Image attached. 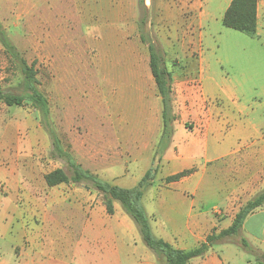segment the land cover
<instances>
[{"label": "rangeland", "instance_id": "374dc122", "mask_svg": "<svg viewBox=\"0 0 264 264\" xmlns=\"http://www.w3.org/2000/svg\"><path fill=\"white\" fill-rule=\"evenodd\" d=\"M134 1L130 22L125 19L119 24L115 19V27L105 31L115 40L98 42L83 40L90 37L94 25L89 19H80L75 4L69 0H0V22L21 56L29 64L35 63L38 88L49 101L53 127L63 147L99 180L120 187L137 185L152 156L145 152L153 150L160 134V97L151 80L149 52L139 39L140 30L152 39L170 40L165 46V66L172 69L177 56L184 65L180 43L187 15L180 11L179 21L162 30L156 10H143L138 0ZM228 2L206 0L193 14L195 20L190 29L195 52L189 67L196 68L198 56L201 57L204 74L218 86H231L238 96L237 105L246 109L264 133V17L259 21L256 37L250 38L223 26ZM0 47V86L19 93L20 69L1 44ZM58 168L71 174L64 161L51 157V143L38 113L28 103L22 107L0 103V258L17 257L27 245L26 239L21 238V226L15 222L25 223L28 219L3 218L6 212L26 210L25 204L17 201L19 190L54 195L94 194L96 201L103 204L102 195L92 188L72 183L45 188L44 175ZM156 180L143 193L144 210L154 194L152 187L158 191L164 188ZM13 182L21 188L12 186ZM132 224L138 247L153 254L142 242L133 221ZM45 243L57 250L59 239L51 236ZM218 243L240 241L238 236H232ZM141 249L134 256H142ZM243 258L253 259L249 254ZM156 260L164 263L163 259Z\"/></svg>", "mask_w": 264, "mask_h": 264}, {"label": "crops", "instance_id": "0c3cea01", "mask_svg": "<svg viewBox=\"0 0 264 264\" xmlns=\"http://www.w3.org/2000/svg\"><path fill=\"white\" fill-rule=\"evenodd\" d=\"M69 1L75 4L80 19H89L94 25L90 37L83 40L98 42L115 40L105 31L115 27V19L119 24L125 19L129 23L135 3L134 0ZM204 1L137 2L143 10H156L162 30L163 26L179 21L180 11L187 15L183 19L185 29L180 43L184 65L181 66L177 56L174 59L177 64H172V69L166 66L173 99V134L154 180L158 178L164 188L158 191L152 187L154 194L145 210L153 235L183 251L198 247L213 231L218 233L227 229L239 209L264 190L262 128L249 118L245 108L237 105L238 96L231 86H218L204 74L200 67L201 57L198 56L196 68L189 67V63L194 62L195 52L193 14ZM189 14H192L191 18ZM256 15L258 26L264 17V0H257ZM140 31L139 39L146 44L148 52L149 45H153L164 59L165 46L168 47L170 40L167 37L165 40L152 39L150 34L148 37L142 29ZM149 72L155 84L151 70ZM159 105L160 134L153 150L145 152L152 156L162 130L161 98ZM152 156L139 180L149 168ZM189 170L191 172L178 181L164 182L166 177ZM13 185L21 188L19 183L13 182ZM43 186L48 188L45 181ZM19 191L17 201L24 203L26 210L6 212L3 218L28 219L25 223L15 222L21 226V238L26 239L27 245L17 257L0 258V264H158L153 254L138 247L137 231L117 203H114L113 214H108L94 194L54 195L31 189L28 193ZM68 202L73 204L68 205ZM36 224L38 230L34 227ZM51 236L59 239L57 250L45 245ZM236 236L240 244L217 242L203 257L192 259L188 264H259L255 262L254 254L264 255V205L246 217ZM138 248H142V256L136 257L134 254ZM247 254L253 259H244Z\"/></svg>", "mask_w": 264, "mask_h": 264}, {"label": "trees", "instance_id": "16d2710c", "mask_svg": "<svg viewBox=\"0 0 264 264\" xmlns=\"http://www.w3.org/2000/svg\"><path fill=\"white\" fill-rule=\"evenodd\" d=\"M257 0H231L222 18L223 26L238 31L250 38L257 35ZM0 44L5 49L8 58L17 63L22 81L20 92L13 93L4 90L0 86V103L7 107H22L29 104L39 115V122L47 134L51 143V157L64 161L71 174L68 175L63 169H54L44 175V181L48 188L61 184L72 183L92 188L103 197V205L108 214L114 212V202L119 203L124 213L134 222L144 245L153 252L156 259H163V264H188L190 260L203 257L219 241L238 235L244 220L257 208L264 205V190L256 194L251 200L245 203L236 213L232 224L220 232L213 231L203 243L198 247L183 251L174 248L162 239L156 238L151 230L149 218L141 206V199L145 189L151 187L158 173L162 156L168 148L173 134V99L171 95L170 74L164 64L162 53L149 45L150 70L154 78L157 92L161 98V120L162 130L159 141L154 150L149 168L140 178L137 185L132 188H123L99 180V178L84 169L73 157L63 148L60 138L53 127L50 117V106L46 96L39 90V81L35 63H28L6 35L0 22ZM183 171L178 174L166 177L165 183L178 181L180 178L189 174ZM243 246L247 247L245 241ZM255 261L264 264L263 254H254Z\"/></svg>", "mask_w": 264, "mask_h": 264}]
</instances>
